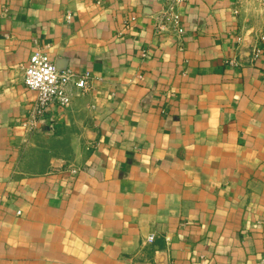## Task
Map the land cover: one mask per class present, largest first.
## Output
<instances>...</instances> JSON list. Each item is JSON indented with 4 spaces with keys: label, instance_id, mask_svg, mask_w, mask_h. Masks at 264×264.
Returning a JSON list of instances; mask_svg holds the SVG:
<instances>
[{
    "label": "crops",
    "instance_id": "1",
    "mask_svg": "<svg viewBox=\"0 0 264 264\" xmlns=\"http://www.w3.org/2000/svg\"><path fill=\"white\" fill-rule=\"evenodd\" d=\"M167 1L0 0V264H264V0Z\"/></svg>",
    "mask_w": 264,
    "mask_h": 264
},
{
    "label": "built area",
    "instance_id": "2",
    "mask_svg": "<svg viewBox=\"0 0 264 264\" xmlns=\"http://www.w3.org/2000/svg\"><path fill=\"white\" fill-rule=\"evenodd\" d=\"M188 1L168 0L166 2L165 8L156 15L157 35L183 34L184 29L178 10ZM23 82L28 90L36 94L32 119L34 123H42L49 115H52L55 109H66L71 105L72 100L69 94L71 84L74 83L83 92H88L93 80L88 74L77 77L70 69L58 68L43 49H37L31 54L25 67Z\"/></svg>",
    "mask_w": 264,
    "mask_h": 264
}]
</instances>
